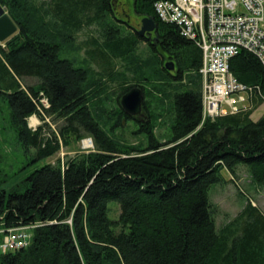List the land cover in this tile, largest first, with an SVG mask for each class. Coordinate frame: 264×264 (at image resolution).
<instances>
[{"label": "trees", "instance_id": "16d2710c", "mask_svg": "<svg viewBox=\"0 0 264 264\" xmlns=\"http://www.w3.org/2000/svg\"><path fill=\"white\" fill-rule=\"evenodd\" d=\"M157 1L168 0H133L135 14L157 26L149 41L115 13L118 0H0L17 28L0 42V106L16 143L34 150L31 162L56 155L71 138L93 143L92 150L0 189V231L37 225L29 246L0 253V264H264V217L257 208L248 203L217 233L209 200L211 186L225 182L222 171L234 182L239 166L264 186V114L250 118L263 99H254L248 112L203 120L201 52L157 20ZM94 25L100 39L81 45V62L60 57L80 49L75 35ZM115 61L124 62L123 71ZM170 63L172 72L165 68ZM229 68L264 98V71L252 55L240 53ZM27 79L36 83L26 85ZM109 82L120 85L114 109L105 106ZM134 87L144 92L145 121L119 106ZM166 111L170 135L162 138L155 122ZM32 116L42 122L34 131L27 123ZM46 116L62 121L58 131ZM129 122L138 124L142 142L116 136ZM109 202L118 203L116 220Z\"/></svg>", "mask_w": 264, "mask_h": 264}, {"label": "built area", "instance_id": "2783aa9c", "mask_svg": "<svg viewBox=\"0 0 264 264\" xmlns=\"http://www.w3.org/2000/svg\"><path fill=\"white\" fill-rule=\"evenodd\" d=\"M153 10L159 22L175 26L201 52L203 120L248 112L254 99L264 103L259 88L240 83L229 68L230 60L244 52L264 71V0H168L155 2ZM35 227L0 231V253L29 246Z\"/></svg>", "mask_w": 264, "mask_h": 264}, {"label": "rangeland", "instance_id": "374dc122", "mask_svg": "<svg viewBox=\"0 0 264 264\" xmlns=\"http://www.w3.org/2000/svg\"><path fill=\"white\" fill-rule=\"evenodd\" d=\"M40 3L42 0H35ZM119 4L115 7V13L120 15L123 20H127L130 26L139 28V24L143 18L139 17L133 11V0H118ZM89 38L100 39V30L94 25L88 28H83L75 35V46L78 48L88 40ZM138 52L143 55L147 53L146 43H141L138 46ZM61 58L73 59L76 58L81 62L84 59V49H76L70 53L60 55ZM79 62V63H80ZM92 69L97 71L99 68L96 64H93ZM124 62L115 61V68L118 72L124 70ZM36 83L34 79H27L26 85H32ZM184 92V90H181ZM120 85L118 82H109L105 95L107 97L106 107L108 109H114L117 106V97L120 94ZM145 100V96H144ZM46 108H49L48 103H43ZM0 189L8 191L20 182V180L38 170L46 164H54L57 160L66 161L68 158H72L77 154L83 153L93 149V143L88 145L89 149L83 148L84 142H89V138H85L82 141H74L70 139L68 146H62L59 152L45 160L31 162L34 155V150L29 149L25 151L21 145L16 143L15 134L8 122V116L5 115V109L0 106ZM264 114V103L261 107L255 110L250 116L252 121H257ZM45 123L49 126L51 131H58L62 121L57 120L54 117H45ZM32 119H35V125L32 124ZM142 121L146 120L145 116L141 117ZM169 113L163 112L161 119L156 123L157 128L155 134L158 137H169V125H170ZM28 127L34 131L38 126L42 125V122L36 117L32 116L27 120ZM139 128L137 123L129 122L124 123L121 129L116 130V136L129 144H137L144 140V136L135 134ZM47 130V129H46ZM48 132V130H47ZM91 146V147H90ZM238 178L232 182L230 176L226 171H222L221 175L224 179V183L221 185H213L209 189V200L216 208L215 223L217 233L221 229L231 222L249 203L251 206L257 208L260 214L264 217V186L254 184L244 166L238 167ZM108 208L110 209V219L116 220L119 215V206L116 202H109Z\"/></svg>", "mask_w": 264, "mask_h": 264}, {"label": "water", "instance_id": "95a60500", "mask_svg": "<svg viewBox=\"0 0 264 264\" xmlns=\"http://www.w3.org/2000/svg\"><path fill=\"white\" fill-rule=\"evenodd\" d=\"M0 23H2V30H0V42H4L16 33L17 28L7 15L6 9L1 5V3ZM156 28L157 26L152 19L143 18L140 29L135 32L139 37H144L145 34L155 33ZM165 68L169 72L174 71V65L172 63L166 64ZM143 102V90L139 87H134L121 96L119 99V106L124 114L135 119L143 117Z\"/></svg>", "mask_w": 264, "mask_h": 264}, {"label": "flooded vegetation", "instance_id": "af4514ba", "mask_svg": "<svg viewBox=\"0 0 264 264\" xmlns=\"http://www.w3.org/2000/svg\"><path fill=\"white\" fill-rule=\"evenodd\" d=\"M120 16V15H119ZM121 17V16H120ZM125 22H127L128 23V21L127 20H125ZM129 24V23H128ZM129 26H130V24H129ZM137 26H139V28H137V27H132V26H130L132 29H133V31H137V30H139L140 29V27H141V24H139V25H137ZM142 38H145V39H147V40H149V41H152V40H154L155 39V33H150V34H145V36L144 37H142ZM143 116H145V111H144V109H143ZM133 120H137V121H142L141 120V117H138V118H135V119H133Z\"/></svg>", "mask_w": 264, "mask_h": 264}, {"label": "bare ground", "instance_id": "6f19581e", "mask_svg": "<svg viewBox=\"0 0 264 264\" xmlns=\"http://www.w3.org/2000/svg\"><path fill=\"white\" fill-rule=\"evenodd\" d=\"M31 122H32L33 125H35L36 120L35 119H32ZM83 144H84V146H88L89 145V142H84Z\"/></svg>", "mask_w": 264, "mask_h": 264}, {"label": "snow or ice", "instance_id": "6c2138e0", "mask_svg": "<svg viewBox=\"0 0 264 264\" xmlns=\"http://www.w3.org/2000/svg\"><path fill=\"white\" fill-rule=\"evenodd\" d=\"M0 30H2V23H0Z\"/></svg>", "mask_w": 264, "mask_h": 264}, {"label": "crops", "instance_id": "0c3cea01", "mask_svg": "<svg viewBox=\"0 0 264 264\" xmlns=\"http://www.w3.org/2000/svg\"><path fill=\"white\" fill-rule=\"evenodd\" d=\"M230 179H231V177H230Z\"/></svg>", "mask_w": 264, "mask_h": 264}]
</instances>
